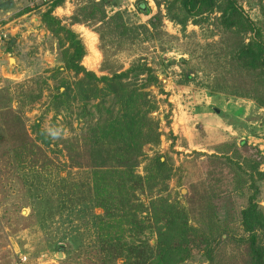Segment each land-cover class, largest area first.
I'll list each match as a JSON object with an SVG mask.
<instances>
[{
  "label": "rangeland",
  "instance_id": "rangeland-1",
  "mask_svg": "<svg viewBox=\"0 0 264 264\" xmlns=\"http://www.w3.org/2000/svg\"><path fill=\"white\" fill-rule=\"evenodd\" d=\"M45 1L0 0V264H151L157 235L149 201L159 196L190 209L197 194L214 193L222 220L243 235V211L254 188L250 175H241L236 164L260 177L234 157L232 142L247 140L264 154V108L228 94L206 73L201 62L212 52L208 45L221 39L212 20L189 22L183 29L154 0H145V14L137 0H106L107 16L122 12L126 28L116 22L76 23L75 18L85 20L82 8L93 0H64L53 13L82 39L87 51L82 63L88 70L111 76L146 61L165 92L148 88L158 103L151 117L160 142L145 145L137 173L145 176L160 155L167 158L166 172L147 181L135 198L144 201V212L138 211L139 223L131 224L122 214L110 218L93 207L90 172L99 161L92 126L100 116L98 99L94 83L67 67L65 33L57 35L43 22L49 8ZM262 4L244 7L251 18L264 21ZM159 12L153 27L149 22ZM181 58L190 60L186 70L194 76L187 84ZM79 82L82 95L76 91ZM67 86L75 91L58 97ZM37 123L54 145L37 138ZM259 184L263 188L264 180ZM181 264L209 261L204 251L195 250Z\"/></svg>",
  "mask_w": 264,
  "mask_h": 264
},
{
  "label": "trees",
  "instance_id": "trees-1",
  "mask_svg": "<svg viewBox=\"0 0 264 264\" xmlns=\"http://www.w3.org/2000/svg\"><path fill=\"white\" fill-rule=\"evenodd\" d=\"M105 1L93 0L91 6H83L85 20L75 18V22L93 21L101 25L116 22L126 28L122 12L107 16L103 4ZM154 1L158 8L164 4L168 18L183 29L189 22L202 25L204 21L212 20L211 24L218 29L221 39L208 45L212 52L206 54L201 62L204 69H209L206 73L213 74V80L221 83V89L228 94L250 98L264 108V21L251 18L244 7L245 3H263V0ZM63 2L46 0L44 3L49 8L43 13L42 19L57 35L65 33L68 43L67 67L94 83V96L98 99L96 109L100 116L92 126L97 148L94 159L99 161L93 164L90 172L95 192L93 207L102 208L110 218L122 214L129 223H139L137 214L138 211L144 212V201L135 198L145 191L147 181L163 178L167 168V158L160 155L152 159L145 176L137 173L141 159L145 156V145L160 142L157 124L151 117L158 103L148 88L156 86L161 94L165 92L158 74L146 61L135 63L111 76H98L88 70L82 63L87 53L82 39L53 14ZM147 5L145 0L136 1L137 9L144 14L149 11ZM261 7L264 10V4ZM161 15L159 12L153 16L149 24L155 27ZM140 27L148 30L145 24ZM189 64L187 58L179 60L186 84L194 80L193 72L186 70ZM79 84L76 91L82 95L85 90L83 83ZM100 84L104 86L100 87ZM70 90L75 91L67 86L58 97L69 95ZM35 128L37 138L43 144L48 147L54 145L39 123ZM232 143L234 157L243 159L258 173L260 180H264V171L260 170L264 164V154L259 148L248 144L247 140L240 144L235 141ZM236 165L242 171L241 175H250L251 187L254 188L241 220L244 234H236L222 220L213 192L212 195L197 194L190 209L164 196L155 197L149 201V212L157 235V253L151 264H181L195 250L204 251L209 264H264V206L261 205L264 187L260 186V180L249 174V170ZM191 220L199 225L194 226ZM145 253H148L147 250H144Z\"/></svg>",
  "mask_w": 264,
  "mask_h": 264
},
{
  "label": "crops",
  "instance_id": "crops-1",
  "mask_svg": "<svg viewBox=\"0 0 264 264\" xmlns=\"http://www.w3.org/2000/svg\"><path fill=\"white\" fill-rule=\"evenodd\" d=\"M236 108V106H235V103H234V109Z\"/></svg>",
  "mask_w": 264,
  "mask_h": 264
},
{
  "label": "water",
  "instance_id": "water-1",
  "mask_svg": "<svg viewBox=\"0 0 264 264\" xmlns=\"http://www.w3.org/2000/svg\"><path fill=\"white\" fill-rule=\"evenodd\" d=\"M217 110V112H219L220 110L219 109H216Z\"/></svg>",
  "mask_w": 264,
  "mask_h": 264
}]
</instances>
